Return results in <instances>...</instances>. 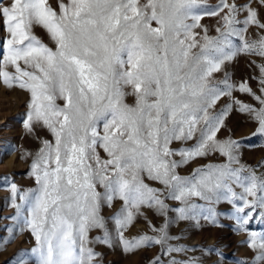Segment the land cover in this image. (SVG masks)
I'll use <instances>...</instances> for the list:
<instances>
[{
    "label": "snow or ice",
    "instance_id": "6c2138e0",
    "mask_svg": "<svg viewBox=\"0 0 264 264\" xmlns=\"http://www.w3.org/2000/svg\"><path fill=\"white\" fill-rule=\"evenodd\" d=\"M259 8L264 0L244 5L220 0L215 7L204 0H58V8L48 0H10L7 5L0 0V20L8 33L6 52L0 54V83L30 93L24 127L32 132L43 125L53 137L43 140L34 156L27 154L39 189L31 199L19 195L32 204L25 223L36 241L30 250L36 264H98L101 254L89 245L112 246L109 222L125 252L160 245L171 257L185 248L170 243L180 237L170 236L169 226L183 220L199 225L200 219L216 224L213 205L222 199L233 204L239 229L247 231L244 226L254 214L264 221V171L257 174L264 162L241 164V142L217 138L233 104L257 123L252 136H264V63L258 65L260 95L246 81L230 83L227 72L222 80L214 78L239 52L264 59ZM204 16L218 17L220 36L207 35L200 23ZM34 25L47 30L54 49L32 33ZM249 27L258 30L251 40ZM198 28L203 42L194 31ZM232 36L242 41L239 47ZM237 89L260 106L233 99L215 112L217 102ZM129 95L135 97L133 104L125 102ZM57 99L64 101L62 107ZM189 141H194L190 147H172ZM210 154L226 162L179 174L178 169ZM3 155L0 151V160ZM234 186L243 191L238 194ZM10 192L13 198L19 194L15 183ZM115 200L122 202L120 208L102 216V207H112ZM169 200L179 206H170ZM145 208L164 217V223L157 227L149 221L152 235L125 239L126 229ZM92 229L103 234L89 239ZM249 235L250 246L258 249L252 264H264V235L258 243L256 233ZM19 255L17 264H28V252ZM152 264L164 262L158 256ZM167 264L189 262L171 257Z\"/></svg>",
    "mask_w": 264,
    "mask_h": 264
},
{
    "label": "rangeland",
    "instance_id": "374dc122",
    "mask_svg": "<svg viewBox=\"0 0 264 264\" xmlns=\"http://www.w3.org/2000/svg\"><path fill=\"white\" fill-rule=\"evenodd\" d=\"M146 0H140L145 3ZM208 6L215 7L220 0H204ZM231 2V0H229ZM238 5H244L249 0H235ZM7 5L10 0H3ZM53 8H58V0H48ZM253 8L258 5L253 2ZM260 18L264 21V8H259ZM240 20L244 19V14L239 16ZM201 25L206 26L209 37H218L220 33L216 31L219 26L218 17L204 16L200 21ZM152 27H157L152 22ZM240 27V26H237ZM32 33L37 36L48 47L55 48L54 41L51 40L49 33L42 26L34 25ZM199 35L197 39L203 42V29H195ZM258 32L254 27H249L246 34L247 39L251 40ZM8 33L3 21L0 20V54L6 52L4 41L7 39ZM233 45L239 47L242 41L236 37H230ZM253 61L255 63H253ZM22 63V62H21ZM264 63V59L255 55H248L239 52L234 59L226 61L221 71L214 73L216 80L224 79V73L227 72L229 82L239 85L241 82H247V85L260 95V71L258 65ZM12 71L11 68L8 69ZM126 91H131L130 88ZM239 100L242 104L253 105L259 107V103L249 94L239 91H233L232 97H222L216 105L215 112H219L232 100ZM30 101V93L21 90L19 87L9 89L0 83V151L4 153L0 160V177H9L8 180L0 179V264H17L21 258L19 253L24 250L28 252V264H36L37 256L31 253V249L36 247V241L25 223L26 219H31L30 210L32 204L28 199L21 200L19 195H26L29 199L39 189L34 176L30 174V165L33 156L42 146L43 140H53L52 134L43 125H36L34 131L29 132L24 127L26 113L28 111L27 104ZM125 102L133 104L134 96H126ZM56 103L63 106L64 101L57 99ZM257 123L247 112L240 111V106L233 104L232 109L225 117L224 127L217 133L218 139H226L231 136L233 139L241 142L240 162L243 165L257 167L264 162V136H252L256 130ZM194 141H189L186 145L180 142H174L172 147H190ZM14 148V151L8 152ZM101 156H105L102 149H98ZM23 157V158H21ZM179 159V157H176ZM226 158L219 154H210L208 157L197 158L194 162L178 169L180 175H188L192 170L202 165L225 163ZM264 169L257 168L259 175ZM10 183H15L20 190L19 194L13 198L10 192ZM152 187H161L158 183L147 181ZM234 190L239 194L242 188L234 186ZM199 204H205L204 201L193 198ZM249 199H252L249 197ZM15 204L20 205L17 209ZM121 201L115 200L112 207H102L101 215L105 218L111 216L121 206ZM170 206H179V201H166ZM218 213L217 223L212 224L209 221L200 219L199 225L195 221L183 220L177 221L169 226L168 232L170 236L180 237V239L172 240L170 243L174 246H182L185 251L172 253L171 257L176 260L187 261L189 264H241L247 262L252 264L254 257L257 255L258 249L254 250L250 246L252 237L249 233H256L257 243L262 235H264V221L256 214L244 227L247 231L239 229L237 221L233 218L235 209L233 204L227 200H221L213 205ZM144 215L139 216L134 223L125 231V239H131L139 234L152 235L149 221L152 225L159 227L164 223V217L157 215L154 210L147 208L142 210ZM173 218L177 213L170 212ZM108 228L113 236V244L111 247L99 243L89 245L95 252L100 253L101 257L98 264H152L156 257H160L164 264H167L171 258L166 254L160 245L151 247H143L134 252H125L116 237L115 225L108 223ZM102 230L92 229L88 232L89 239L102 235ZM3 241H10L4 243Z\"/></svg>",
    "mask_w": 264,
    "mask_h": 264
}]
</instances>
